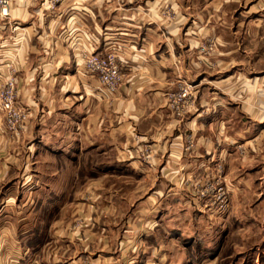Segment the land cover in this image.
Segmentation results:
<instances>
[{
    "label": "crops",
    "instance_id": "crops-1",
    "mask_svg": "<svg viewBox=\"0 0 264 264\" xmlns=\"http://www.w3.org/2000/svg\"><path fill=\"white\" fill-rule=\"evenodd\" d=\"M233 2L264 0H190L184 15L181 0L0 9V87L13 78L29 112L12 137L0 119V264H181L178 226L204 210L193 186L219 168L223 221L258 222L239 211L264 206V28L208 23ZM110 47L126 63L115 94L84 66ZM183 80L197 88L179 115Z\"/></svg>",
    "mask_w": 264,
    "mask_h": 264
},
{
    "label": "rangeland",
    "instance_id": "rangeland-1",
    "mask_svg": "<svg viewBox=\"0 0 264 264\" xmlns=\"http://www.w3.org/2000/svg\"><path fill=\"white\" fill-rule=\"evenodd\" d=\"M56 1L59 0H50V6L54 5ZM181 4L182 13L184 15L186 13V10L189 11L187 7L190 4V0H181ZM248 8V3L241 4L240 6H238L237 2H233L230 4L229 14L225 16L222 12H220V10L214 9L212 10L213 15L211 16V20L208 23L213 24L215 28H264V3L257 11H249ZM204 12L205 10H203V13ZM209 13H211V11ZM165 14L169 18H173V8L171 4L166 6ZM185 22H187L184 23L185 28H187L190 23L194 24L190 19H186V17ZM113 51L116 52L119 57L123 60L121 61L123 63V69L125 70L126 63L124 57L120 55L118 50H115L113 49V47H110L103 53L99 54L104 55L108 52ZM13 82L16 94L15 99L19 103V105L23 107V109L27 112V119L25 122L26 126L27 120L29 118V112L26 109L25 105L19 99H17L16 81L13 78L8 77L2 82L0 87V100L2 98V92L5 91L8 86L11 85ZM182 85L183 86L180 88V90L175 94H179L186 86H189L190 96L186 103V109L192 102V95L194 94L197 88V84L190 80H183ZM0 106H2L1 101ZM175 110H177L176 107ZM0 119L4 121L5 129L7 130V136L12 137V133L15 131L9 128L6 112L1 108ZM25 126H23V128H21L20 130L24 129ZM214 177H219L222 180L224 179L226 182L225 177L221 175L219 171L217 174H214L211 177L207 178L205 182ZM9 178H7V180H9ZM202 185L198 183L193 186L194 199L192 200L193 203L196 200L197 204H199L204 210L201 212L199 211V209H192L190 212L191 215L194 217V222L181 224L180 226H178L180 232V239L178 238L179 240L176 241V253H182L181 264H211L210 262H212V260H216L215 264H259L261 260L260 253L264 251V229H261V227L259 226V223L264 220V206L260 209L263 215H260V211L252 208V206H248L247 210L244 209L242 211H239V216L242 213H250L249 215L254 217L258 221L257 223H243V221L246 219L244 217L243 219H237L236 216L238 215H236L235 211L233 212V215H231L233 216L231 217V220H229L228 222H224V219H222L221 217L224 216L225 213L229 211V209H231L230 189V200L228 209L222 211L220 210L219 203H214L209 198L202 200V198L199 197L198 188ZM248 200L251 202V197L249 196V194ZM257 211L259 212L258 214ZM197 212H199L200 214H198ZM211 252H216L217 255L212 256ZM176 259H178V257H176Z\"/></svg>",
    "mask_w": 264,
    "mask_h": 264
},
{
    "label": "built area",
    "instance_id": "built-area-1",
    "mask_svg": "<svg viewBox=\"0 0 264 264\" xmlns=\"http://www.w3.org/2000/svg\"><path fill=\"white\" fill-rule=\"evenodd\" d=\"M2 13H8L9 0H0ZM122 59L116 52H108L107 54L87 53L84 58V66L88 70L99 75L102 92L105 94H115L125 76ZM190 88L185 87L179 94L173 96V104L179 115H183L186 111V103L189 98ZM14 82L2 92L0 108L6 112L7 122L10 129L18 131L27 119V112L19 105L15 99ZM221 174V170L219 169ZM222 175V174H221ZM199 197L203 199L209 198L214 203L220 204V210L224 211L229 206V186L225 180L214 177L205 182L198 188Z\"/></svg>",
    "mask_w": 264,
    "mask_h": 264
}]
</instances>
